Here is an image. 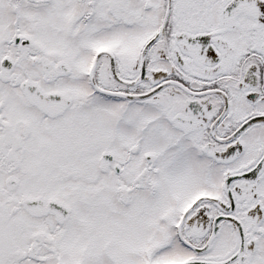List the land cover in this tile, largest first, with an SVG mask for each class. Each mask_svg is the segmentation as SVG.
Wrapping results in <instances>:
<instances>
[{"label":"snow or ice","instance_id":"snow-or-ice-1","mask_svg":"<svg viewBox=\"0 0 264 264\" xmlns=\"http://www.w3.org/2000/svg\"><path fill=\"white\" fill-rule=\"evenodd\" d=\"M0 264H264V0H0Z\"/></svg>","mask_w":264,"mask_h":264}]
</instances>
